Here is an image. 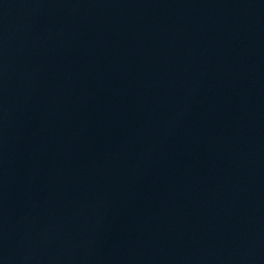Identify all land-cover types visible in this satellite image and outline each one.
I'll use <instances>...</instances> for the list:
<instances>
[{"label":"water","instance_id":"obj_1","mask_svg":"<svg viewBox=\"0 0 264 264\" xmlns=\"http://www.w3.org/2000/svg\"><path fill=\"white\" fill-rule=\"evenodd\" d=\"M0 264H264V0H0Z\"/></svg>","mask_w":264,"mask_h":264}]
</instances>
